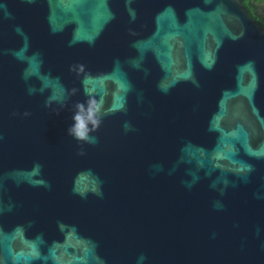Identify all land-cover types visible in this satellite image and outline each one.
<instances>
[{
    "label": "water",
    "instance_id": "1",
    "mask_svg": "<svg viewBox=\"0 0 264 264\" xmlns=\"http://www.w3.org/2000/svg\"><path fill=\"white\" fill-rule=\"evenodd\" d=\"M242 1L0 0V264H264Z\"/></svg>",
    "mask_w": 264,
    "mask_h": 264
},
{
    "label": "clouds",
    "instance_id": "2",
    "mask_svg": "<svg viewBox=\"0 0 264 264\" xmlns=\"http://www.w3.org/2000/svg\"><path fill=\"white\" fill-rule=\"evenodd\" d=\"M89 119H91V116H89ZM74 124L69 127L68 134L72 135L77 140H83L89 143H94L95 141L89 137V130L87 128V124L85 119L82 118V116L77 113L73 116ZM93 123H96L93 121Z\"/></svg>",
    "mask_w": 264,
    "mask_h": 264
},
{
    "label": "trees",
    "instance_id": "3",
    "mask_svg": "<svg viewBox=\"0 0 264 264\" xmlns=\"http://www.w3.org/2000/svg\"><path fill=\"white\" fill-rule=\"evenodd\" d=\"M242 3L246 7L249 16L259 25L264 26V18L259 11L260 6L264 7V0H243Z\"/></svg>",
    "mask_w": 264,
    "mask_h": 264
},
{
    "label": "rangeland",
    "instance_id": "4",
    "mask_svg": "<svg viewBox=\"0 0 264 264\" xmlns=\"http://www.w3.org/2000/svg\"><path fill=\"white\" fill-rule=\"evenodd\" d=\"M259 11H260V14H261V15L263 16V18H264V7H263V6H260Z\"/></svg>",
    "mask_w": 264,
    "mask_h": 264
}]
</instances>
